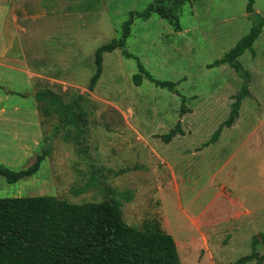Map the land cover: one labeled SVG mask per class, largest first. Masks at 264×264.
I'll return each mask as SVG.
<instances>
[{
    "label": "rangeland",
    "instance_id": "374dc122",
    "mask_svg": "<svg viewBox=\"0 0 264 264\" xmlns=\"http://www.w3.org/2000/svg\"><path fill=\"white\" fill-rule=\"evenodd\" d=\"M0 1L11 35L1 59L10 68L0 66V165L25 170L46 153L34 175L13 184L0 176V199L117 198L127 224L157 221L174 237L181 264H235L253 251L264 264V28L240 58L248 81L229 65L210 68L264 19V0L252 13L249 0H164L173 23L158 12L134 19L126 47L103 54L93 91L97 50L155 0ZM124 50L176 91L136 85L138 61ZM245 85L239 118L207 145ZM41 91L78 103L87 114L79 127L38 101ZM200 216L212 224L203 235Z\"/></svg>",
    "mask_w": 264,
    "mask_h": 264
},
{
    "label": "trees",
    "instance_id": "16d2710c",
    "mask_svg": "<svg viewBox=\"0 0 264 264\" xmlns=\"http://www.w3.org/2000/svg\"><path fill=\"white\" fill-rule=\"evenodd\" d=\"M163 1L155 0L144 11L132 13L131 19L123 25L121 36L97 50V70L91 79L90 91L94 90L102 75L103 54L126 47L134 19L146 21L158 12L162 18L173 23L166 10L162 9ZM188 2L175 0V5L180 7ZM253 5L254 0H249L248 13L253 12ZM263 28L264 19L260 18L250 33L210 68L229 65L248 81L250 74L244 69L240 58L247 51H253V45ZM123 55L138 61L139 72L134 75L136 85L140 86L147 79L158 87L176 91V83L155 79L138 57L126 50ZM247 95L245 85L233 103L228 119L219 126L207 145L217 142L224 128L235 124ZM36 97L40 102L56 105L66 122L74 126L79 127L87 115L78 103L62 104V99L50 91L38 92ZM50 106L46 108L47 114L52 113ZM45 156L46 153L38 156L35 163L25 170L15 171L0 165V176L10 184L32 176L40 170ZM116 199L84 204L69 203L53 196L0 199V264H181L174 237L157 221H150L143 229L130 226L123 218L122 203ZM126 199L129 201L131 197ZM260 239L264 243V235ZM256 260L261 264L258 253L253 251L235 264Z\"/></svg>",
    "mask_w": 264,
    "mask_h": 264
},
{
    "label": "crops",
    "instance_id": "0c3cea01",
    "mask_svg": "<svg viewBox=\"0 0 264 264\" xmlns=\"http://www.w3.org/2000/svg\"><path fill=\"white\" fill-rule=\"evenodd\" d=\"M10 1V0H9ZM7 7H5L3 5V3H1L0 1V23H1V28H0V66L2 67H9L10 65L6 64L5 60H1L2 58H5L7 51L10 47L11 44V35H9V33L7 32V35L5 34V25L8 24L10 22V18H9V12L10 10H8V12L6 13ZM5 13L7 15H5ZM17 21V19H16ZM28 74L30 76L36 75L34 73H32L31 71L28 72ZM238 216H240V214H238ZM194 223L198 226V229L200 231V233L202 234L204 232V230L208 229L209 226H211V223H205V221L202 220V216L199 217V220L196 219L194 221ZM215 229H217L216 227H214V231ZM203 235V234H202ZM178 247V245H177Z\"/></svg>",
    "mask_w": 264,
    "mask_h": 264
}]
</instances>
